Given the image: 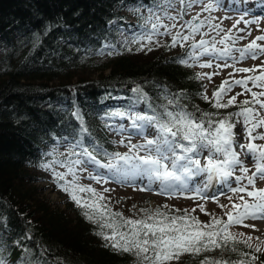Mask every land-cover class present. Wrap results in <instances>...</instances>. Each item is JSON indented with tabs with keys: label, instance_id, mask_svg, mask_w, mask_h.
Instances as JSON below:
<instances>
[{
	"label": "trees",
	"instance_id": "1",
	"mask_svg": "<svg viewBox=\"0 0 264 264\" xmlns=\"http://www.w3.org/2000/svg\"><path fill=\"white\" fill-rule=\"evenodd\" d=\"M155 2L0 0V259L4 264H136L133 254L105 246L98 226L69 196L59 208L38 194L36 171L47 157L45 151L57 141L82 140L85 146L98 142L115 152L104 116L136 102L151 114L148 103L140 102L133 91L137 87L158 110L167 99L179 97V103L197 117L213 113L212 118L219 120L232 111L216 109L214 99H204L200 69L188 61L186 47L179 51L169 44L121 47L117 55L95 58L105 39L114 40L115 29L126 26L141 6ZM181 59L188 63H180ZM84 127L87 133H82ZM230 232L242 234L240 239L250 236ZM252 240L251 249L238 243L236 251L229 247L185 253L171 264H201L205 257L234 261L244 258L243 253L256 255L255 264H264V251L254 252L255 246L264 249V245Z\"/></svg>",
	"mask_w": 264,
	"mask_h": 264
},
{
	"label": "snow or ice",
	"instance_id": "2",
	"mask_svg": "<svg viewBox=\"0 0 264 264\" xmlns=\"http://www.w3.org/2000/svg\"><path fill=\"white\" fill-rule=\"evenodd\" d=\"M181 4L199 2V0H180ZM213 3L205 6L206 11H211ZM167 19L176 21L182 18V12L175 16L165 12ZM155 19L150 28L133 42L148 41L150 44L154 36L160 33L172 35V43L191 40L192 51L189 57L195 62L199 56L212 54L221 58L231 57L232 45L236 40L244 39L243 36H233L231 31L217 42L201 38L195 40V34L207 23L212 29H219V25L212 23V17L201 19L194 16L185 24L179 25L180 31L171 33L172 28L178 25L173 22L171 25L164 24L162 17L151 13ZM250 24L254 21L244 20L243 17L237 20L239 24ZM258 22V21H255ZM236 24L233 28H236ZM187 29V34L182 30ZM237 31L243 32L244 29ZM250 35V32L248 33ZM264 35L256 36L247 45L236 49L239 52V59H257L264 55ZM224 45L218 48L216 45ZM147 45L141 43V48ZM149 50H151L149 48ZM236 59V57H233ZM180 63L187 64L188 61L181 59ZM228 67L229 65H217ZM201 67H211V61L201 64ZM241 79L225 80L213 93V98L204 95V99H214L216 109L228 108L237 103V95L231 96L226 102L223 98L231 92L236 85L251 93L252 99H245L240 102L239 110L229 113L219 120L212 118L213 113H202L199 117L195 112H190L179 103V97L167 99V104L153 108L146 93L139 87L133 89L138 94L140 102L148 103L151 114L140 112L116 111L109 113V116L125 117L131 121L130 128L138 134L143 135L145 131H152V138L145 136L143 143L133 144L129 139L127 152H109L98 142L85 146L82 140H77L67 153L61 154L62 158L46 163L44 166L54 174L56 182L61 189L67 193L77 207L81 208L83 215L90 222L98 226L97 234L100 235L106 247H111L118 252H127L137 258L136 264H171L172 261H179L185 253L198 255L217 248H231L236 251L238 243H244L248 248H253L252 237L240 239L242 234L229 231L232 225H244L248 219L264 218V188H257V179L264 180V144L255 143L256 140H264V132H257V129L264 128V90L253 91L249 88L252 82L253 88L264 89V62L253 68H236L237 72L256 73ZM217 73H204L198 76L200 79H211ZM182 95V93H181ZM174 105V108H170ZM259 106L258 108L256 106ZM233 117L236 122H233ZM79 118V117H78ZM242 121L244 138L248 143H240L241 152L236 151L235 128L236 123ZM119 131H125L121 125ZM86 127L82 133H87ZM255 133V134H254ZM120 143H124L122 139ZM79 149L76 151L75 149ZM207 155L204 156V152ZM143 153V154H141ZM246 154L248 158L255 161V171L251 172L241 159ZM201 157L204 162L202 163ZM85 164L94 165L98 170L97 174L89 173V178L97 183H107L109 180L128 182L135 180H146L147 184L142 190H150L152 185H158L161 193H179L192 191L200 199H208L204 193L212 186L213 181L221 184H228L230 178L235 179L237 187L229 186L233 194L239 195L240 203H233L232 210L226 213L227 220L213 216L211 222L204 223L187 210L183 214H171L164 208L157 207L140 209L142 215L139 218L124 217L123 213L113 211L107 202L104 192L110 191L105 188L103 192L97 191L92 185H85L80 182V173L85 171ZM62 167L64 171H57L56 167ZM239 171L240 175H235ZM71 177V179H69ZM196 178H202L203 184L195 183ZM246 181V183H244ZM251 186V187H249ZM83 193H88L85 197ZM218 201V197H212ZM231 200V197H229ZM201 211H206L203 205H197ZM221 207H227L221 205ZM179 212V210H176ZM195 212V208L192 210ZM254 227V226H253ZM259 239V238H257ZM264 251L259 245L255 246L254 252ZM242 259L229 261L226 259H214L205 257L201 264H255L258 257L254 254L243 253ZM0 264H4L0 259Z\"/></svg>",
	"mask_w": 264,
	"mask_h": 264
},
{
	"label": "rangeland",
	"instance_id": "3",
	"mask_svg": "<svg viewBox=\"0 0 264 264\" xmlns=\"http://www.w3.org/2000/svg\"><path fill=\"white\" fill-rule=\"evenodd\" d=\"M209 3L214 4L213 9L211 11L204 10L205 6ZM165 12L173 16H175L178 12H182V18L176 21H171L167 19ZM151 13L160 15L164 24L171 25L175 22L178 27L171 29L172 34L176 31H180L181 29L179 28V25L185 24L194 16H199L201 19H204L205 17H212V23L219 25L220 28L224 30L220 31L219 29H212L206 23L205 26L201 28L200 32L195 34L196 41L203 38L209 41L215 39V41L218 42L221 37L225 35L226 31H231L233 36L244 37V39L236 40L232 45L233 53L231 57L221 58L216 55L206 54L199 56L195 62L189 57L188 61H190V63H195L194 65L199 67L201 74L217 73L216 75H213L211 79H201L204 87L203 93L209 98H213L214 91H216L225 80L230 81L232 79H241L249 75L259 74V69L256 73L237 72L235 69L253 68V66H259L262 62H264V55H261L257 59L246 58L244 60H240L238 58L239 52L236 51V49L244 47L256 36L264 35V0H199V2L191 3L190 6L188 4H181L180 0H156V2L151 5L141 6L139 14L131 17L126 26H119V28L115 29L113 32L115 34L114 40L105 39L102 47H100L95 53V58L101 60L106 59L111 55H117L120 53L121 47L144 49L147 46H152L162 48L166 44H169L168 48H172L173 50L179 51L186 47L187 54L192 51L190 47L192 43L191 40L178 43L174 47L170 46L172 43V35L163 34L165 32L163 28L160 29L161 34L154 36L150 44L146 40L139 43L133 42L135 37L139 36L141 33H145L150 28L151 23L155 22V19L151 17ZM241 17H243L244 20L254 22L246 24L242 20L239 24H236L237 20H240ZM234 24H236L235 29L233 28ZM238 29H244L245 31L240 32L237 31ZM182 31L187 34L186 28ZM249 32L250 35L248 34ZM141 43L147 46L141 48ZM258 43L264 44V41H258ZM216 46L218 48L224 47V45H220L219 43H217ZM233 57H236V59H233ZM208 61H211V67H201V64ZM225 64L229 66H217ZM248 86L249 88H252L253 91L264 90L260 88H253L252 82H249ZM237 93H241L237 96V103L227 108L228 110H232L230 113H234L239 110V106H237V104H240L241 101L247 98L252 99L250 92L245 91L242 86L236 85L232 88L231 92L223 98L222 102H226L231 96L237 95ZM261 99H264V97ZM256 107L258 108L259 106L257 105ZM116 111L145 113L138 102L125 109H117ZM261 115H264V112H262ZM104 120L107 122L106 124L108 129L114 138L112 147L115 152H127L129 150V139L131 143L138 144L143 143L145 136L152 138V131L150 129L145 131L143 135L138 134L134 129H131V121L127 118V116L122 118L119 116L113 117L108 115L104 116ZM233 122H236V118ZM121 125H123L125 129L123 132L119 131ZM257 132H264V128L257 129ZM244 136L245 133L243 131V124L241 121L240 123H236L235 128V147L237 152H241V149L239 148L240 143H248V140L245 139ZM122 139L124 140V143H120ZM255 143L264 144V140L258 139ZM72 145L73 144L65 140L57 141L52 144V146L45 151V155L47 156L45 161L39 165V168L36 171L39 178L35 183L38 188V194L59 208H64V200L69 195L65 193L56 182L53 172L44 165L56 159L62 158L61 154L67 153ZM75 150L79 151L78 148ZM206 155L207 152L205 151L204 156ZM241 159L245 161V165L250 169L249 175H251V172L255 171V161L248 158L246 154H242ZM201 160L203 163V157H201ZM84 167L86 170L80 173V182L85 185H92L100 192H103L105 188L109 189L110 191L104 192L105 197L108 198L107 202L110 206H113L114 209H120L124 213L125 217L129 218H139L142 215L140 209H155L157 207L164 208V206H167L165 210L169 212H174L176 210L181 212L187 210L191 215L197 216L201 221L212 218L216 215L219 216V214L220 217L226 221V213L232 210V204L240 203L238 199L239 195H244L245 199H251L247 197L245 193L233 194L229 190L228 185H231V187H237L234 177L229 179L228 184H221L217 181H213L212 186L206 191V193H204V195L209 198L200 199L190 190L179 193H161L158 185H152L150 190H142L147 184L146 180L142 181L138 179L128 182L109 180L107 183H97L89 178V173L94 175L98 173L95 166L85 164ZM56 170L64 171V169L59 166L56 167ZM235 175H240L239 171H237ZM69 179H71V177H69ZM195 183L202 185L203 179L196 178ZM244 183H246V181H244ZM256 187L264 188V180L257 179ZM83 195L87 197L88 193H83ZM212 197H218V201L212 199ZM229 197H231V200H229ZM197 205H203L206 211H201ZM221 205H226L227 207L222 208ZM194 208L195 212L192 211ZM245 224L249 226H244L243 224L232 225L230 230H236L239 233L242 232L248 236L250 235L253 238L252 241H255L260 245H264V221L259 218L248 219L245 221Z\"/></svg>",
	"mask_w": 264,
	"mask_h": 264
},
{
	"label": "bare ground",
	"instance_id": "4",
	"mask_svg": "<svg viewBox=\"0 0 264 264\" xmlns=\"http://www.w3.org/2000/svg\"><path fill=\"white\" fill-rule=\"evenodd\" d=\"M260 220L264 221V218H259Z\"/></svg>",
	"mask_w": 264,
	"mask_h": 264
}]
</instances>
